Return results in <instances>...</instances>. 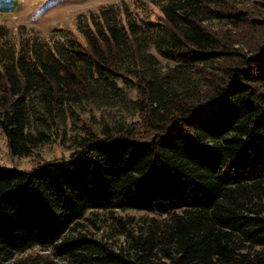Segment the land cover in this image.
Here are the masks:
<instances>
[{"label": "trees", "instance_id": "16d2710c", "mask_svg": "<svg viewBox=\"0 0 264 264\" xmlns=\"http://www.w3.org/2000/svg\"><path fill=\"white\" fill-rule=\"evenodd\" d=\"M151 3L0 26V264H264V0Z\"/></svg>", "mask_w": 264, "mask_h": 264}, {"label": "rangeland", "instance_id": "374dc122", "mask_svg": "<svg viewBox=\"0 0 264 264\" xmlns=\"http://www.w3.org/2000/svg\"><path fill=\"white\" fill-rule=\"evenodd\" d=\"M121 0H0V26L17 31L19 26L26 25L28 30L38 31L47 35L55 27H66L76 30L78 14L97 12L101 5L120 3ZM131 8L152 19L156 18L159 10L151 3V0H124ZM262 0H246L248 6L260 4ZM251 7H249L251 9ZM6 8V9H5ZM69 153L58 142L51 143L41 148L35 157L46 160L58 157H66ZM0 164L7 168L27 169L34 162L30 157H13L7 148L4 134L0 131ZM104 230V229H103Z\"/></svg>", "mask_w": 264, "mask_h": 264}]
</instances>
